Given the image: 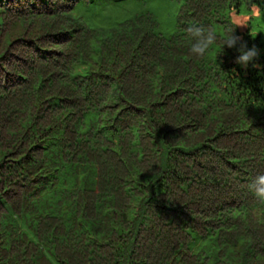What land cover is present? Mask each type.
Segmentation results:
<instances>
[{"label":"trees","instance_id":"obj_1","mask_svg":"<svg viewBox=\"0 0 264 264\" xmlns=\"http://www.w3.org/2000/svg\"><path fill=\"white\" fill-rule=\"evenodd\" d=\"M79 1L0 0V264H264V46L227 14L264 0H177L169 37ZM193 27L218 51L192 58Z\"/></svg>","mask_w":264,"mask_h":264},{"label":"rangeland","instance_id":"obj_2","mask_svg":"<svg viewBox=\"0 0 264 264\" xmlns=\"http://www.w3.org/2000/svg\"><path fill=\"white\" fill-rule=\"evenodd\" d=\"M179 8L177 0H91L79 1L72 14L82 18L91 28L107 32L122 20L137 13L150 11L158 21V32L169 37L176 31V15ZM230 20L240 31L249 28L259 35L264 46V10L258 7L241 8L238 12L227 11ZM213 237L199 238L191 246L201 256H214L216 245Z\"/></svg>","mask_w":264,"mask_h":264},{"label":"clouds","instance_id":"obj_3","mask_svg":"<svg viewBox=\"0 0 264 264\" xmlns=\"http://www.w3.org/2000/svg\"><path fill=\"white\" fill-rule=\"evenodd\" d=\"M189 53L194 59H204L210 52H217L218 37L214 29L193 27L188 33ZM239 46L237 47V45ZM236 48L238 55L235 63L241 67H247L257 56L255 47L248 48L239 43V38L233 32L223 38L222 49L224 47ZM221 51H219L220 53ZM250 191L255 198L264 202V173L254 176L249 184Z\"/></svg>","mask_w":264,"mask_h":264}]
</instances>
